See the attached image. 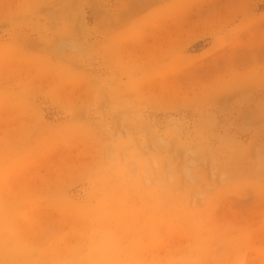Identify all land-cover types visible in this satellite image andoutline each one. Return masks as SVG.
Returning a JSON list of instances; mask_svg holds the SVG:
<instances>
[{"label":"rangeland","instance_id":"obj_1","mask_svg":"<svg viewBox=\"0 0 264 264\" xmlns=\"http://www.w3.org/2000/svg\"><path fill=\"white\" fill-rule=\"evenodd\" d=\"M0 264H264V0H0Z\"/></svg>","mask_w":264,"mask_h":264}]
</instances>
